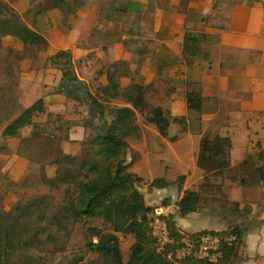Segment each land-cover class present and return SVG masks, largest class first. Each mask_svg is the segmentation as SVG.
Listing matches in <instances>:
<instances>
[{"label":"trees","instance_id":"1","mask_svg":"<svg viewBox=\"0 0 264 264\" xmlns=\"http://www.w3.org/2000/svg\"><path fill=\"white\" fill-rule=\"evenodd\" d=\"M13 3L24 4L22 8L26 10L29 23ZM81 3L82 0H0V36L14 35L23 43L33 46L36 50L35 61L42 58L45 68L61 73L59 86L38 99L3 130L2 136L11 145L1 144L0 155L22 157L29 162L22 180L9 182L10 189L14 195L17 187L37 188L45 185L50 188L63 187L66 192L65 199L60 203L50 193L40 192L29 200H23L19 193V201L10 210H6L0 199V264H45L40 253L46 250L48 244L53 246L50 250L53 255L66 252L77 224H88L89 220L96 219L102 221V226L88 225L86 249L75 254L70 264H175L167 255L157 252L156 240L150 229L154 206L148 204L146 195L140 190L143 178L130 171L136 156L129 154L131 146L128 139L142 135L140 126L135 122L137 112L148 124L158 126L162 134H167L172 124H178L183 134L193 131L202 135L197 166L205 171L204 187L215 185L223 177V172L231 167L233 142L230 136L212 137L203 132L205 94L200 82H186L187 114L176 117L171 111L149 101L152 83L132 81L122 88L118 70L110 71L106 77L110 91L105 93L98 87L93 93L85 82L80 81L70 50L49 54L46 34L55 25L60 27L76 17ZM229 3L232 5V0L221 1V4ZM207 20L204 18L205 22ZM196 36L194 32H186L185 57H192L195 53L193 42L197 40ZM200 56L212 69L210 51H203ZM18 59L21 60L22 56ZM80 94L88 100L99 125L92 123L95 134L83 141L78 153L62 158L60 147L64 139L59 131L63 125L70 127L76 122L66 120L62 114L50 112V108L67 105L70 100L79 101ZM119 99H123L125 104L115 105L114 101ZM43 116H46L45 120L34 122L35 118ZM30 126L31 135L22 137L21 130ZM18 139L19 143L14 144ZM178 139V135L170 138L172 142ZM186 179V175L179 177L178 182L156 178L147 184V192L152 194L155 190H167L177 183L178 191L183 193L177 201L181 216L199 213L203 208L201 194L184 190ZM163 203L170 205L171 199H164ZM220 206L236 214L238 220H247L253 213L252 207L246 205L241 208L236 202L221 201ZM176 217L174 213L169 219L175 244L182 245L184 236L193 240L207 234L224 239L236 237L234 242L225 243L221 264H239L244 260L241 252L249 223L235 222L225 230L205 229L188 233L177 226ZM119 234L134 239L128 260L124 259ZM87 253L96 255L99 261H87ZM182 264L211 263L191 257Z\"/></svg>","mask_w":264,"mask_h":264},{"label":"crops","instance_id":"2","mask_svg":"<svg viewBox=\"0 0 264 264\" xmlns=\"http://www.w3.org/2000/svg\"><path fill=\"white\" fill-rule=\"evenodd\" d=\"M221 1L227 0H82L76 19L61 30L60 50L72 52L81 82L95 84L101 79L105 93L110 91L106 83L110 71L118 70L122 88L132 81L154 84L149 101L176 117L187 114L186 82H200L205 94L203 132L230 136L233 142L231 167L215 185L202 186L199 192L203 207L205 199L221 200L239 203L241 208L250 206L253 214H257L264 190V183L259 179V169L264 165V0H232V5ZM204 18L208 20L205 22ZM187 31L197 35L192 57L183 54ZM0 38L3 45L9 36ZM203 51H210L212 69L202 61ZM48 53L55 54L50 52V42ZM7 73L9 80L10 71ZM50 74L45 90L50 86L56 88L61 80L59 71L51 70ZM100 86L98 83L96 88ZM13 92L17 89L9 82L7 88L0 87L1 110L11 107L18 110L19 102L15 105L12 101ZM90 124L84 122L77 126ZM209 128L216 129L209 132ZM31 133L32 126L21 130L22 137ZM65 151L61 154L70 152L69 146ZM193 162L197 167V160ZM140 165L139 161L134 169ZM27 166L22 157L0 155L1 173L8 167L20 176ZM2 181L0 199L7 195ZM240 186L241 193L237 191ZM181 197L182 194L179 200ZM148 204L155 206L153 202ZM202 211L188 216L176 214L177 226L188 233L205 229L219 231L229 226L221 222L220 214L224 212L225 220L237 218L236 214L221 209L211 215L219 227L210 225L193 230L191 227L200 223ZM258 216L254 224L248 219L236 220L237 224H250L241 252L244 260L239 264H264V213Z\"/></svg>","mask_w":264,"mask_h":264},{"label":"rangeland","instance_id":"3","mask_svg":"<svg viewBox=\"0 0 264 264\" xmlns=\"http://www.w3.org/2000/svg\"><path fill=\"white\" fill-rule=\"evenodd\" d=\"M13 6L17 8V11L22 15L23 19L27 23H29L30 20L26 15V10L22 7H18L17 4H14ZM75 19L76 17L70 18L67 24H63L60 27H57V25H55L53 27L54 29L48 31V33L46 34V38L50 42L51 53H56L58 50H60V33L62 32L61 30H65V27L69 26V24H72ZM51 45H53V47H51ZM0 48H3L0 49V87L7 88L8 82L10 86L14 84L17 92H13L11 94L12 101L15 105V102H19L18 110H16V107H11L8 110L0 109V114H3V116L0 115V145L3 143L11 145L9 144L11 142L7 141L2 136L3 130L8 125H11L12 122L25 110L34 105L38 99L46 96L50 92V90L54 89L55 87L49 85V90H45V83H48L51 80V77L49 76L51 75V69L45 68L44 60L42 58L38 59V61H35L36 50L33 46L23 43L14 35H10L9 38L4 41L3 45L0 38ZM20 56H22L21 60L18 59ZM111 67L113 66L111 65ZM8 70L10 71L9 80H7L6 77L8 74ZM78 71H81V69ZM100 81L101 79H98L97 83L95 84L90 81L89 83H85L88 85L89 90L95 93L97 91L96 87L98 83L101 85L100 88H103V84ZM80 98L81 100L79 101L71 100L67 105H57L54 109L50 108V112L62 114L66 120L76 122V124H72L70 127L68 125H63V127H61V131H59V134L64 139L61 143L62 148L60 147L61 153L62 151L67 152L65 151L67 150V146H69L70 148V152L61 154L62 158H65L66 156L71 154L74 155L78 153L81 149L83 141L88 140L91 135L95 134L91 126H93V124L99 125V121L95 118L96 115L92 111L88 100H86V98H84L82 94H80ZM114 104L119 106L125 104V102L123 99H119L114 101ZM11 112L13 113L9 114ZM45 118L46 116H43L41 118L37 117L34 120L40 121L45 120ZM90 120H92L91 122L93 124H90ZM84 122H88V124L90 125L77 126L78 124H82ZM135 122L140 126L142 135L140 137L133 136L128 139L131 146V152H129V154L130 156L131 154H134L136 156V162L131 167L130 171L137 173L143 178L144 181L141 185L142 188L140 190L147 196L148 203L153 202L155 203V206L164 204L163 200L167 199L166 196L169 195L171 196V198L168 197L169 199H171V204L169 206H172L173 209H176L174 213L178 214L179 211L177 201L179 200L180 194L183 195V193H178L177 183L167 188V190H163L164 193H158V191H155L154 194L147 192V184H149L156 178H166L170 182H178L179 177L186 175L187 181L184 190L197 192L202 191V181L205 176V171L200 169L198 166H193V160H197L198 158L201 136L194 133L193 131H190L193 133L192 135L181 133L180 126L178 124L171 125L167 130V134H162L158 126L148 124L138 112ZM213 129L216 128H209L208 130L210 132ZM209 134H211L212 137H215L217 135L221 136V134L217 133L210 132ZM177 135L179 136V139L175 142H172L170 138ZM18 143L19 139L14 142V144ZM64 145L66 146L64 147ZM178 154H180L181 157H177ZM130 159L131 157H129V160ZM139 161L141 162V165L135 170L134 166H137L139 164ZM9 166L12 167V164H10ZM49 170L51 171L50 167ZM2 172L3 173L0 172V179L3 180L2 182L5 185V190L7 191V195L2 199L6 210H10L16 205L17 201H19V193L20 196L23 197V200H29L35 194H39L40 192L50 193L52 198L59 203L62 202L66 197V192L63 187L50 188L45 185H41L37 188L24 187L20 189L19 187H17L16 193L13 195L12 190L10 189L11 186H9V182L12 180H22L26 171L21 173L19 176L16 171L8 170L7 167L3 169ZM204 202L205 208H202V215H200L198 218L200 223L197 225H193L191 227L193 230H199L202 229L201 227L206 226L210 227V225L211 227H219V224H216L213 221L211 215L212 213H216L222 209V207L220 206L221 200L205 199ZM206 209H209L210 211H207ZM218 217L222 220L221 222H225L227 223V225L234 224L235 222H237L236 220H238V218H233V220L235 219L234 221L230 219L225 220L224 212ZM178 223L180 225H183L182 221H178ZM88 225L101 227L102 221L96 219L89 220L88 224H86L85 222L78 223L68 245L67 251L62 254L53 255L50 252L53 246L52 244H48L46 250L43 253H40L45 264H70V260L75 257V254H79L82 251H85V236ZM119 236L121 240V249L124 259L128 260L130 249L134 243V239L131 236H124L122 234H119ZM95 241H97V239H95ZM85 259L87 261H99L98 257L92 253H87L85 255Z\"/></svg>","mask_w":264,"mask_h":264},{"label":"built area","instance_id":"4","mask_svg":"<svg viewBox=\"0 0 264 264\" xmlns=\"http://www.w3.org/2000/svg\"><path fill=\"white\" fill-rule=\"evenodd\" d=\"M242 190V186L237 189L239 193ZM175 210L172 206L159 204L154 207L150 216V229L156 240L157 252L167 255L175 264H182L191 257L211 264H221L224 259L225 243L234 242L236 237L224 239L218 235L207 234L199 240H193L189 236H184L182 245H177L169 226V219ZM250 220L249 218L247 221L252 224Z\"/></svg>","mask_w":264,"mask_h":264},{"label":"water","instance_id":"5","mask_svg":"<svg viewBox=\"0 0 264 264\" xmlns=\"http://www.w3.org/2000/svg\"><path fill=\"white\" fill-rule=\"evenodd\" d=\"M259 179H260L261 183H264V165H262V167H260V169H259ZM181 213H182V211H181ZM256 213L257 214H253L250 217V219H251L250 222L253 224L257 223V221L259 219L258 214L264 213V190H263V194H262V204L256 208Z\"/></svg>","mask_w":264,"mask_h":264}]
</instances>
